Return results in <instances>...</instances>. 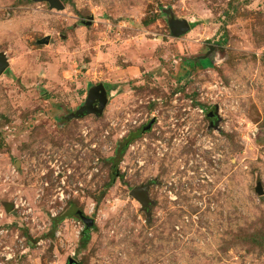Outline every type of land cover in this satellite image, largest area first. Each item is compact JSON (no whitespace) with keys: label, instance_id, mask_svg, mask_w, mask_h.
Masks as SVG:
<instances>
[{"label":"rangeland","instance_id":"374dc122","mask_svg":"<svg viewBox=\"0 0 264 264\" xmlns=\"http://www.w3.org/2000/svg\"><path fill=\"white\" fill-rule=\"evenodd\" d=\"M59 1L0 0V264H264V0Z\"/></svg>","mask_w":264,"mask_h":264},{"label":"water","instance_id":"95a60500","mask_svg":"<svg viewBox=\"0 0 264 264\" xmlns=\"http://www.w3.org/2000/svg\"><path fill=\"white\" fill-rule=\"evenodd\" d=\"M43 1H47L52 8H56L58 10H61L63 8L59 0H43ZM169 26L173 36L175 37H182L191 31L188 22L184 20L182 21L174 20L173 17H171L170 19ZM8 67L9 64L6 58L3 55H0V75L4 74V72L8 69ZM107 102H108V94L105 86L103 84L98 85L89 91L88 99L85 105L79 108L78 110H76L74 117L76 119H79L92 114L100 115L105 109ZM208 118L213 119L214 113L210 112L208 114ZM151 185L152 184H148L146 186H140L138 188H134L131 191V196L140 202L145 212H148L151 204L147 196ZM256 193L260 196L262 195V191L259 187L256 189ZM81 219L86 225V230H89L90 228L93 227L94 225L93 220L83 216H81ZM69 264H76V263L73 260H70Z\"/></svg>","mask_w":264,"mask_h":264},{"label":"trees","instance_id":"16d2710c","mask_svg":"<svg viewBox=\"0 0 264 264\" xmlns=\"http://www.w3.org/2000/svg\"><path fill=\"white\" fill-rule=\"evenodd\" d=\"M105 87H107V86H105Z\"/></svg>","mask_w":264,"mask_h":264},{"label":"flooded vegetation","instance_id":"af4514ba","mask_svg":"<svg viewBox=\"0 0 264 264\" xmlns=\"http://www.w3.org/2000/svg\"><path fill=\"white\" fill-rule=\"evenodd\" d=\"M106 88V87H105Z\"/></svg>","mask_w":264,"mask_h":264}]
</instances>
